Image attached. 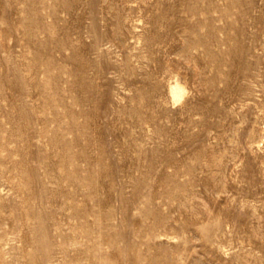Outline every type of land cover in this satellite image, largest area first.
I'll list each match as a JSON object with an SVG mask.
<instances>
[{
    "label": "rangeland",
    "instance_id": "obj_1",
    "mask_svg": "<svg viewBox=\"0 0 264 264\" xmlns=\"http://www.w3.org/2000/svg\"><path fill=\"white\" fill-rule=\"evenodd\" d=\"M0 264H264V0H0Z\"/></svg>",
    "mask_w": 264,
    "mask_h": 264
},
{
    "label": "bare ground",
    "instance_id": "obj_2",
    "mask_svg": "<svg viewBox=\"0 0 264 264\" xmlns=\"http://www.w3.org/2000/svg\"><path fill=\"white\" fill-rule=\"evenodd\" d=\"M173 93L175 96H181V89L179 87L173 88Z\"/></svg>",
    "mask_w": 264,
    "mask_h": 264
}]
</instances>
